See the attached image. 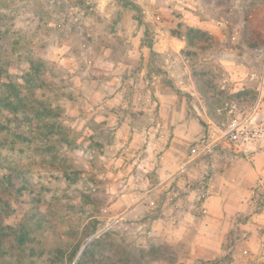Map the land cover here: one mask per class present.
I'll return each mask as SVG.
<instances>
[{"label":"rangeland","instance_id":"obj_1","mask_svg":"<svg viewBox=\"0 0 264 264\" xmlns=\"http://www.w3.org/2000/svg\"><path fill=\"white\" fill-rule=\"evenodd\" d=\"M215 1L190 0L185 8L195 14L196 4L206 8ZM133 3L139 6L134 13ZM172 3L0 0V96L14 103L0 105V264H141L155 256L142 238L155 211L145 209L136 219L113 207L121 189L112 169L116 124L98 123L97 105L121 92L117 97L128 103L123 110L146 121L137 125L151 126L169 92L198 125L206 128L212 120L221 127L230 119L217 113L221 104L236 101L248 111L264 80V0H221L213 14L217 29L185 26ZM164 35H185L190 80L181 60L172 67L194 83L200 101L170 80L147 83L162 70L154 50L167 44ZM135 54L141 55L134 63ZM163 83H170L167 93ZM262 127L264 103L250 126ZM193 141H185L183 151ZM251 144L248 151L264 152V141ZM220 148L232 150L224 143ZM254 191L257 211L264 213V174ZM237 229L227 249L241 247Z\"/></svg>","mask_w":264,"mask_h":264},{"label":"crops","instance_id":"obj_2","mask_svg":"<svg viewBox=\"0 0 264 264\" xmlns=\"http://www.w3.org/2000/svg\"><path fill=\"white\" fill-rule=\"evenodd\" d=\"M172 1L173 8L170 10L182 11L185 26L194 29H211L215 26L217 29L216 24L219 22L213 14L218 13L222 5L221 0H216L206 8L196 4L193 8L195 14L185 8L189 5L186 2L190 0ZM135 22L140 29L145 28L143 21L142 24L137 20ZM164 37L167 44L162 49L154 50L159 53L156 56L162 59V70L151 74L153 79L147 83L156 85L162 80H170L180 93L185 92L200 101L194 83L178 76L172 67L174 62L181 60L185 71L183 73L187 72L190 80L188 60L182 57V51L187 44L185 35L181 38L169 35ZM148 49L147 53L153 51L152 45ZM136 55L133 56L134 63L140 59L141 54L138 57ZM102 72L106 70L103 69ZM165 83L163 92L167 93L170 83ZM120 95L121 92L116 93L114 97H108L97 105V110L101 113L97 114L96 121L103 123L105 120H111L116 124L113 131L115 144L111 148L114 152L112 169L114 180H118L121 189L118 188L120 193L113 207H123V214L128 212L126 218L133 216L136 219L144 217L145 209L149 210L148 200L145 198L154 199L158 207L154 210L156 215L146 219L147 230H144L142 237L149 242L146 247L155 252V256L141 258L140 263L264 264V257L261 256L264 249V213L259 212V209L257 211L258 198H255L254 191L264 174V168L260 167L264 164V152H260L250 161L237 150L222 153L219 146L212 156L193 164L186 175L178 178L177 183L175 180L169 182V175L176 170L177 163L188 152L182 148L184 144L187 145L185 141H191L205 128L197 124L199 120L196 116L186 113L181 99L177 100L178 96L169 92V100H163L162 116L153 118L151 126H139V123L146 121L123 110L128 109V103L117 97ZM107 114H111L112 118L109 119ZM246 153L251 155L250 151ZM123 154L136 159L127 158V161L123 162ZM208 169L212 171L213 176L212 195L202 205L194 183ZM151 176L155 178L152 183L149 181ZM189 185H192L193 189L188 190ZM170 198H176L177 202H171ZM173 204H177V207L174 208ZM203 206L207 209L206 215L200 213ZM237 228L242 231L240 242L237 241L242 243L241 247L235 249L230 246L227 249V240ZM244 232L250 234L247 242L241 237ZM162 244L163 248H166L163 254L159 248ZM245 249L249 252L247 255L243 254Z\"/></svg>","mask_w":264,"mask_h":264},{"label":"built area","instance_id":"obj_3","mask_svg":"<svg viewBox=\"0 0 264 264\" xmlns=\"http://www.w3.org/2000/svg\"><path fill=\"white\" fill-rule=\"evenodd\" d=\"M263 100L264 80L262 79L260 82V92L256 102L248 111H242L236 101L222 103L221 107L217 109V113L225 112L230 117L229 121L226 124H221L220 127L218 123L208 120L207 123H210V125H207L203 132L194 138L193 145L189 148L187 154H185L177 163L176 170L169 175L167 180L169 182L175 180L176 182L178 178L187 174L188 169L193 164L212 156L214 150L223 143L231 147L232 150H237L244 155V157L252 161L253 157L258 155V152L251 150V155L247 154L248 144L253 143L251 146L255 147L259 142L264 141V127L257 130L250 128L253 117L264 103ZM212 179V171L208 169L204 171L202 176L194 183L196 184V191L199 195L198 199L202 205H204L212 195ZM187 189H193L192 185L187 186ZM145 199L148 200L147 207L149 210L154 211L157 209L156 201L154 199ZM170 200L173 203L177 202L176 198H170ZM173 206L175 208L177 207V204H173ZM200 213L206 215L207 209L203 206ZM241 237L247 242L250 239V234L244 232ZM248 253L247 249L243 251L244 255H247ZM261 256L264 257V249L261 251Z\"/></svg>","mask_w":264,"mask_h":264},{"label":"trees","instance_id":"obj_4","mask_svg":"<svg viewBox=\"0 0 264 264\" xmlns=\"http://www.w3.org/2000/svg\"><path fill=\"white\" fill-rule=\"evenodd\" d=\"M128 8L134 13V11L136 10V9H139V7L138 6H136V5H134V6H132V5H130L129 4V6H128ZM135 19L140 23V24H142L143 22H142V20H141V18L139 17V16H135ZM21 101H23L22 99H21ZM23 103V102H22ZM13 102H11L9 99H7V98H2L1 96H0V105H2V106H8V107H12L13 106ZM23 105V104H22ZM225 259L227 260L228 259V255L225 257Z\"/></svg>","mask_w":264,"mask_h":264}]
</instances>
